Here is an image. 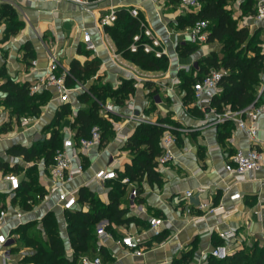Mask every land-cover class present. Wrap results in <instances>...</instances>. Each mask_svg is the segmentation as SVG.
<instances>
[{
  "label": "crops",
  "instance_id": "obj_1",
  "mask_svg": "<svg viewBox=\"0 0 264 264\" xmlns=\"http://www.w3.org/2000/svg\"><path fill=\"white\" fill-rule=\"evenodd\" d=\"M111 4L117 5L118 11L139 8L140 19H136L139 23L145 21L160 39L161 46L157 48L166 50L162 57L150 53L163 61L154 64L135 61L130 56L133 41L128 48L119 49L115 38L126 35L127 18H135L129 11L127 20L113 28V34L106 31V26H98V16L107 13ZM4 5H10L16 15L10 16ZM183 7L179 0H105L93 6L94 11H88L69 0H0V233L9 235L11 253L10 259H4V247L0 245V264H37L30 260L32 254L27 251L16 252L21 227H35L42 239L47 240L43 219L49 213L55 214L67 255L73 258L67 214L76 210L87 212L93 206L80 201L75 210H62L57 195L48 193L51 163L46 156L39 154L28 159L12 149L19 146L43 148L55 129L60 132L62 148L65 138L76 137L73 123L79 111L91 108L94 101L99 103L98 113L112 122V133L106 134L107 139L83 155L85 171L68 188L78 190L79 195L81 189L86 188L104 205L112 202V195H118L119 207L127 211V217L133 218L128 223L118 224L105 216L97 223V235L98 225H104L112 235L104 243L100 242L99 235L97 238L98 246L101 243L106 251L100 255L103 262L107 260L104 264H175L188 254L189 263L201 264L209 262L213 246L224 242L231 253L251 242L264 243V162L259 169L241 178L226 171L225 165L236 150L250 149L252 142L247 132L232 120L218 124L206 122L207 117L196 104L195 96L187 99V79H197L203 74L201 62L203 64L213 53L224 55L218 40L204 43L191 40L194 12L187 7L186 12ZM259 20L264 36V19ZM16 22L22 23L18 30H15ZM139 27L143 32L141 24ZM83 29L90 31L94 47L87 48ZM107 39L115 44V52L125 63L146 75L145 80L138 83L135 77L129 76L128 68L115 59L114 51L108 48ZM147 39L151 42V38ZM194 44H198V48L187 52ZM50 52L58 55L61 71L71 72L73 63L79 62L83 68L89 66V73H82V79L67 78L68 85L74 88L70 102L61 101L53 88L39 92L46 97L39 116L16 125L13 123L16 114L4 101L3 85L11 79L31 86L48 73ZM33 60L37 61L35 67ZM126 80L133 82L134 91L123 104H117L112 97L97 100L91 93L93 87L118 89ZM87 94L91 96L89 100L84 99ZM107 104L114 106L113 112H105ZM64 105H68L70 112L56 121ZM228 108L230 106L224 107L223 111ZM147 121L168 124L176 132L179 138L173 145L174 159L161 163L159 157L156 158L159 179L151 180L147 174H142L140 179L124 183L123 178L129 177L125 174L126 167L133 164L136 157L129 140L140 124L149 123ZM258 125L256 146L264 153V112L259 115ZM160 145L162 148V137ZM102 168L115 169L118 177L96 179V171ZM10 172L19 175L22 181L16 195H12L10 183L2 178L3 173ZM134 188L138 190L136 196L132 194ZM188 191L192 192L190 196L186 194ZM237 192L241 197L233 198ZM204 202L208 208L201 207ZM219 205H224L226 211L209 213V208ZM18 213L22 216L18 217ZM153 217H162L168 222L160 235L150 230ZM219 231H234L236 237L223 241ZM126 235L134 237L140 253L119 243ZM84 255L97 256L98 253H83L79 264ZM25 260L29 263H24Z\"/></svg>",
  "mask_w": 264,
  "mask_h": 264
},
{
  "label": "trees",
  "instance_id": "obj_2",
  "mask_svg": "<svg viewBox=\"0 0 264 264\" xmlns=\"http://www.w3.org/2000/svg\"><path fill=\"white\" fill-rule=\"evenodd\" d=\"M225 1L218 0V2L211 1L206 3L200 12L192 14V23L194 24L201 18L210 22L211 32L207 41H224L228 40L229 36H232L244 42L247 40L248 30L246 28L239 29L235 27L234 21L223 7ZM245 2L248 3L249 0ZM4 7L8 10L10 16L16 15L10 5H4ZM127 12L125 9L118 11V17L114 26L107 25L105 27L107 32L113 34V28L120 22H125L128 19L127 34L121 35L120 38H115L119 49L128 48L130 43L134 41V35L141 32L139 21L136 18H127V15H129ZM16 25L17 28L15 30H18L22 23L16 22ZM140 42H148L147 37L142 35ZM197 48L198 44H194L186 51L193 52ZM131 54L129 55L137 62L142 61L143 63L154 64L163 61L153 53L146 52L142 45L139 46L136 52L131 51ZM203 62V64L201 62L203 74L197 79H187V84H189L187 92L188 100H192L194 97L193 89L195 82L203 78L211 68H216L226 71L220 82L222 91L212 100V106L217 111H223V108L227 106H230L233 110H241L255 102L259 86L262 83V73L264 72V52L259 51L252 56H248L243 55L242 51L238 49L230 51L222 57L213 53L205 58ZM70 73L68 80L71 79V76L82 79V73H89V66L87 65V67L83 68L79 62H74ZM3 90L6 92L5 103L16 115L25 110L32 116H36L41 111V105L46 101V97L42 93L31 94L30 84L27 82L19 83L9 79L3 85ZM133 91V82L126 80L118 89H113L109 86L93 87L91 93L97 100L105 101L106 98L112 97L116 100L117 104H123L127 95ZM90 98L91 96L87 94L84 99L89 100ZM262 100H264V97ZM98 107L99 103L94 101L91 108L79 111L73 123V127L77 130L76 138L89 136L92 127L95 125H99L102 128L103 140L107 139L106 134L112 133V122L98 113ZM62 110L63 112L58 113L56 121L60 120L62 114L70 112L68 105H64ZM166 122L171 124L170 120ZM166 129L167 127L160 124L141 123L136 133L130 138L129 147L136 154L134 163L126 167L125 174L129 176L130 180H138L142 174H147L151 180L159 179V174L156 170V158L162 154L160 139ZM172 131L176 133L174 130ZM61 142L60 132L58 129H55L51 138L43 145V148L38 149L33 147L29 149L19 146L13 148L12 151L16 154H24L28 159L39 154H44L47 162L52 164L58 149L61 148ZM144 144L146 145L145 148L142 147ZM112 198L113 200L109 205H104L91 191H88L86 188L81 189L80 201L90 202L93 209L87 212L76 210L67 214L70 239L74 249V255L71 259L66 253L55 214H47L43 219V226L47 236V240L43 241L46 245L43 242L39 244L34 236L31 237L32 241L27 242V244L35 242L36 253L30 259H33L37 264H78L79 257L83 253L105 254L106 251L103 247L98 251L97 223L105 216H108L110 220L118 224L128 223L133 220L132 217L126 216L127 211L125 209L119 207L118 195H112ZM24 227H21V229ZM189 261L188 254L184 255L181 260H177L175 264H188ZM209 264H264V247H260L259 243H254L250 247L236 250L224 260H218L210 256Z\"/></svg>",
  "mask_w": 264,
  "mask_h": 264
},
{
  "label": "built area",
  "instance_id": "obj_3",
  "mask_svg": "<svg viewBox=\"0 0 264 264\" xmlns=\"http://www.w3.org/2000/svg\"><path fill=\"white\" fill-rule=\"evenodd\" d=\"M82 6L83 9L88 11H94L93 6H98V4L105 0H69ZM112 2L113 0H107ZM182 5L192 10L194 13H198L201 10L200 0H179ZM258 12L257 16L260 19H264V0H258ZM108 12L100 14L98 16L97 24L99 27L104 28L107 25H111L116 22L118 17V6L111 4L107 7ZM128 11L132 16L140 19L139 8L133 7L128 8ZM142 31L135 34L134 41L131 45V50L136 52L139 46L142 45L143 49L150 53L153 52L157 57H162L166 54L165 49H158L161 46L160 39L155 37L154 32L151 28L147 27L145 21L140 20ZM84 31V41L87 48L94 47L92 35L89 30L83 29ZM210 22L206 19H198L191 30V40L197 43H204L208 40L210 34ZM106 36L107 33H104ZM142 35L151 38V42L141 43ZM107 46L109 49L114 51L115 59L119 60L121 63L128 68L129 76L135 77L138 83L146 79L140 70L136 67L125 63L115 52V44L107 39ZM33 67L36 66L37 61L33 60ZM226 73L225 70H220L216 68H211L208 73L204 75L203 78L197 80L194 84V96L196 104L205 113L207 117L206 122L214 123H224L228 120H232L236 123V126L240 129H244L252 145L250 149L244 150L239 148L236 150L229 158V161L225 165V170L234 174L235 176L241 178L247 172L259 169L264 162V153L261 151L256 144L258 143V121L259 115L264 112V82L259 88L257 98L254 103L248 107L241 110L226 109L222 112L217 111L212 106L213 98L221 93L222 86L220 84L223 75ZM71 73L67 70H60V61L58 55L55 52H50L49 54V64L48 73L45 76L40 77L35 83L30 86L31 94H37L46 89H55L58 93L61 101L70 102L71 93L74 88L70 87L67 83V78ZM80 88H84L80 86ZM106 113L114 111V106L112 104H107L104 107ZM149 122V121H147ZM151 123V122H149ZM167 127L162 136V154L159 156V161L161 163H167L174 159L173 145L177 142V136L171 130L168 124H163ZM103 141V131L99 125L92 127L89 136H83L76 138L72 135L64 139L63 147L58 149L54 162L50 165L51 183L48 186V193L50 195H57V203L62 210H75L76 206L80 202L79 191L72 190L68 188V185L73 182L79 175L83 174L85 171V164L83 160V155L95 145L101 144ZM118 173L115 169L102 168L96 171L95 178L98 180H110L116 179ZM3 180L10 183L12 195H16L21 189L22 181L16 173H3ZM124 183H130L129 177H124L122 180ZM138 190L133 189V196L137 195ZM188 196L192 194L191 191L186 193ZM233 198H240L241 194L239 192L232 195ZM206 202L201 203V207L208 208ZM226 211L224 205H219L218 207L209 208V213L219 214ZM22 214L18 213V217ZM163 226H168V222L162 217H153L150 219V230L155 235H160L163 230ZM98 235L101 243H104L107 239L112 237L111 233L107 231L104 225H98ZM220 237L223 241H229L236 237L234 231H219ZM10 241L9 235L5 233H0V245L4 247L2 250V256L4 259H10ZM101 243L98 246V251H100ZM120 244L125 245L128 249L133 250L135 253H140L139 245L132 235L124 236L120 241ZM231 251L227 243H222L213 246L210 251V256L218 259L224 260L231 255ZM80 264H104L103 259L100 255L88 256L84 255L80 259ZM191 264V263H189ZM201 264H208V262H203Z\"/></svg>",
  "mask_w": 264,
  "mask_h": 264
},
{
  "label": "rangeland",
  "instance_id": "obj_4",
  "mask_svg": "<svg viewBox=\"0 0 264 264\" xmlns=\"http://www.w3.org/2000/svg\"><path fill=\"white\" fill-rule=\"evenodd\" d=\"M200 1L202 5L201 10L206 3H209L211 1L218 2V0H200ZM245 1L247 0H226L223 4V7L225 8L226 12L230 16V18L234 21L235 27L239 29L246 28L248 30L247 40H245L244 42H241L238 38L232 36H229V38H227L228 40L220 41L223 55H226L228 52L236 51L238 49L242 51L243 55H248V56H252L254 55V53L259 51L264 52V36L261 31L262 28L259 27L260 20L257 16L259 1L249 0L248 3H246ZM183 9H185L186 12L188 11L186 7H183ZM37 116H39V114L36 115V117ZM14 117L15 119L13 123H16V125H23L26 123V121L30 120V118L31 120L35 119V116H32L25 110H23L19 115L16 116L14 115ZM33 236L35 240L38 241L39 244L43 242V244L46 245L42 239V236L39 234L38 230L35 227L28 228V226H26L20 232V237H19L20 246H18V250L16 252L19 253L21 251L24 252L27 251L33 256L36 253V247L34 245L35 242H32L29 245L27 244V242L32 241L31 237ZM253 243L254 242H251V244L247 247L252 246ZM259 245L260 247H264V243H259ZM30 260L34 261L33 259ZM106 261L107 260H105L104 262ZM24 263H29V260H25Z\"/></svg>",
  "mask_w": 264,
  "mask_h": 264
}]
</instances>
